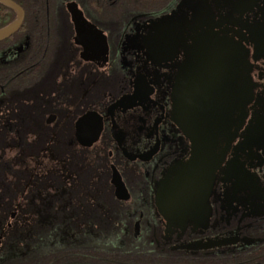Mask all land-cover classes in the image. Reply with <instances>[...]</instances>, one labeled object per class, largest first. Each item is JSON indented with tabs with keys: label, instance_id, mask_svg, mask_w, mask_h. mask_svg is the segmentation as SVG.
<instances>
[{
	"label": "flooded vegetation",
	"instance_id": "flooded-vegetation-1",
	"mask_svg": "<svg viewBox=\"0 0 264 264\" xmlns=\"http://www.w3.org/2000/svg\"><path fill=\"white\" fill-rule=\"evenodd\" d=\"M13 1L0 264H264V0ZM17 19L0 2V29ZM136 91L148 113L116 125Z\"/></svg>",
	"mask_w": 264,
	"mask_h": 264
},
{
	"label": "water",
	"instance_id": "water-1",
	"mask_svg": "<svg viewBox=\"0 0 264 264\" xmlns=\"http://www.w3.org/2000/svg\"><path fill=\"white\" fill-rule=\"evenodd\" d=\"M0 2H2L3 4L15 9L18 12V19L16 21H14L13 23L7 25L6 27L0 29V39L5 38L6 36L10 35L11 33H13L15 30H17V28L20 26L21 22H22V18L24 16L23 10L22 8H20L13 0H0ZM72 12H73V18L74 21L76 23L77 26V30H78V36L79 38L77 39L79 43L82 44H86L87 42H91L92 39L98 38V43L97 45H93L95 47H97V53L95 54L96 56H98L99 60L102 59H106L107 56V44H106V39L104 34L98 30L95 26L91 25L83 16L82 12L78 9V8H71ZM92 37V38H89ZM212 38V37H211ZM209 41L211 42V45L213 46V43H217L219 41V39H216L215 42L212 39H209ZM264 40H258V43L262 42ZM218 44V43H217ZM221 44L225 45V47L228 48H235L236 44L235 41L232 39H224L221 40ZM89 48L86 46V53L84 54V57L87 59H96L95 57L89 55V54H93L91 52H89ZM89 52V53H88ZM246 60L243 57V69L244 71L246 70ZM243 88L244 90L248 89L247 88V77L245 76V74H243ZM150 100L148 99L147 96L142 95L140 92L136 91L134 95L132 96H127L124 97L120 100V102L118 103V107L116 108V114H117V123L119 125H123V123H125L127 125V121L131 120L132 122L137 120L135 118H132L133 116H129L126 118L127 114L133 113L135 112L134 109L138 108V109H142L143 112L145 114L148 113L149 109L148 107H150ZM245 103V101H244ZM132 110V111H131ZM131 111V112H129ZM141 121H137V124L140 125ZM146 126V129H150V125H144ZM137 127V126H135ZM143 127V126H142ZM116 128H118L116 126ZM138 128V127H137ZM154 130V127H153ZM135 132V131H134ZM131 136L134 137V134L136 135L135 138L137 140L140 141H148V140H154L155 139V132H146V131H140L139 133H134ZM132 139V138H131ZM151 141V143H152ZM180 174V173H179ZM192 174V173H191ZM190 174V175H191ZM185 175H189L188 173H186Z\"/></svg>",
	"mask_w": 264,
	"mask_h": 264
}]
</instances>
